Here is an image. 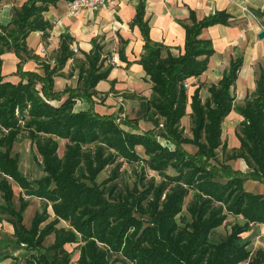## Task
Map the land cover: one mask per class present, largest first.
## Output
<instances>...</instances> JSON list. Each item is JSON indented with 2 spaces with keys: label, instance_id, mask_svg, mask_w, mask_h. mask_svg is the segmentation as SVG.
<instances>
[{
  "label": "trees",
  "instance_id": "obj_1",
  "mask_svg": "<svg viewBox=\"0 0 264 264\" xmlns=\"http://www.w3.org/2000/svg\"><path fill=\"white\" fill-rule=\"evenodd\" d=\"M55 1L25 0L19 7L12 8L10 29L0 23V27L5 28L9 35L0 40V55L5 49H2L3 45L15 53L18 57L15 71L20 76L17 82L4 79L0 56V194L3 197V201L0 200V219L13 224V238L1 237L0 244L11 247L15 242L36 247L42 235L54 231V242L49 246V252L35 258L38 264H67L68 254L63 245L67 241L78 239L72 230L54 226L48 229L39 228L37 221L43 219L46 214L40 217V213L35 214L30 227H24L21 212L26 201L20 198L19 209H14L13 191L4 177L7 174L19 183L25 193L52 201L53 210L62 218L82 213L85 205L91 207L84 211L77 221L73 220L74 226L85 240L81 245L78 264H103L106 261L109 250L96 245L92 240L94 237L106 243L109 248H121V230L130 219L129 215L123 218L121 213L125 211L126 215V212H129L125 210V204L119 201L120 196L117 201H112L102 197V194L96 195L72 175L77 162L84 156L89 164L95 156L98 157L99 164L113 163L116 155L129 161L144 159L150 168L158 170L164 176L158 184L150 178L145 193L155 192L157 195L164 187L163 182L176 183L161 212L155 216L158 225L156 228L165 235L167 242L164 245H169L165 246L169 250L155 244L156 240L152 241L150 233L155 232L154 228L146 237H139L134 244L129 238L124 241L123 251L131 256L136 253L133 258H137L140 264H180V261L184 260L186 251L175 244V238H171L167 229L173 225L168 222L174 211L180 209L189 189L193 190L195 198L189 209L193 215L194 228L199 232L200 238L206 234L209 225L215 223L216 218L224 217V214H221L222 204L215 205L214 201L227 204L228 211L243 214L245 221L264 223V191L253 192L246 190L243 185L246 177L264 182V69L257 78L252 94L239 105L234 103V83L242 61L241 55L230 62L228 70L216 83L207 85L208 95L205 98L202 99L199 93L201 84H198L191 94L184 85L188 77L203 72L213 50L210 39L199 37L201 29L216 22H225L227 14L218 11L197 18L190 11L188 21H182L185 29L184 50L178 55H172L163 44L150 39L147 20L142 17L143 4L137 5L133 22L138 24L144 40L143 52L138 61L151 81L150 95L145 100L140 117L151 118L161 126L157 135L174 143V148H169L157 140L156 135L152 134V129L132 132L115 122L114 116L100 114L93 109L92 96L97 93L95 85L100 79L107 77L113 66L111 63H105L103 45L96 40L92 48L85 53V60L79 64L77 75L81 86L78 92L89 102L86 110H73L74 95L69 93L62 99L60 91L54 89V76L59 74L66 60L73 54L70 48L71 36L68 33L62 34L60 38L53 65L41 62L42 73L23 69V62L27 58L38 59L28 48L26 36L34 30L42 31L43 37L48 35L51 22L44 17L43 12ZM53 99L61 101L55 104L51 102ZM188 104L191 108L190 136L183 133L180 123ZM232 108L243 115L236 130L240 143L237 148L227 153L225 158L228 160L242 157L250 171L243 175L238 170H233L228 163H224L221 166L222 170L225 168L227 175L224 176L226 179H221L220 169L217 172L210 160L216 157L218 147L225 149V143L221 139L222 121ZM158 118H162V121ZM137 121L138 119L123 118L121 123L135 125ZM20 132H24L35 142L47 171L46 176L37 180L38 185L35 187L19 172L17 157L11 154L12 144ZM55 136L67 139L63 156L56 153ZM96 142L98 144H95L94 152L97 155H92L90 148H85V145ZM184 143L194 144L195 151L188 152L183 147ZM136 144L144 146V152L148 154L146 159L141 158L135 151ZM181 162L184 163L182 166ZM168 166L175 167L177 172L166 173ZM186 168L189 170L184 171ZM193 178L196 181H193ZM176 181L186 182L188 185L181 187ZM5 213L9 215L7 219ZM122 218L123 222L118 223ZM246 227L235 224L233 232H239ZM239 239L236 234H230L226 242L217 247L218 257L214 256L216 258L211 264H245L241 261L248 257L249 250L242 248ZM190 246L191 244L186 248L189 249ZM179 259L181 260L178 261ZM263 261L264 250L257 249L248 264H259Z\"/></svg>",
  "mask_w": 264,
  "mask_h": 264
},
{
  "label": "crops",
  "instance_id": "obj_2",
  "mask_svg": "<svg viewBox=\"0 0 264 264\" xmlns=\"http://www.w3.org/2000/svg\"><path fill=\"white\" fill-rule=\"evenodd\" d=\"M24 1L21 0L20 5ZM139 3L143 4L142 17L147 20L150 39L163 44L172 55H178L184 50L185 29L182 21H188L190 11L197 18L218 11L226 13L225 22H216L201 29L199 37L210 39L213 50L203 72L186 79L187 89L191 94L193 89L201 84L199 93L202 99L205 98L208 95L207 85L216 83L228 70L230 62L241 55L242 61L234 83V103L242 104L245 98L252 94L257 78L264 69V37H258V32L264 30V0H107L103 6L94 10L88 8L69 10L67 0H56L43 12L44 17L51 22L48 35L43 37L42 31L34 30L26 36L28 48L38 56V59L27 58L23 62V69L42 73L41 62L53 65L60 38L62 34L68 33L71 36L70 48L76 46L77 51H73L59 74L54 76V88L62 89L66 84L72 86L79 84L77 81L79 64L85 60V53L92 48L94 40L103 45L105 58L110 56L111 49L116 47L117 51L111 62L113 66L107 77L96 83L97 93L92 98L98 100L104 97L103 102L108 109L116 108L120 104L126 107L125 101L137 99L140 102L141 115L145 100L150 95L151 81L138 61L143 52L144 40L133 18ZM16 4L17 1L16 3L5 1L1 4L0 21H9L12 5L14 7ZM2 59L1 69L5 78L13 82L18 81L20 76L15 71L18 57L13 51H7L2 54ZM124 91L128 95L124 96ZM99 106L104 105L94 103L95 109H99ZM87 107L89 102L81 98L75 102L74 109ZM190 111L188 104L180 123L186 115L190 116ZM242 119L243 115L235 108L224 117L221 131V139L225 143L223 150L231 151L239 146L236 130ZM237 158H232L236 159L238 165L235 169L248 173L250 167L245 160L242 157ZM228 160L226 163L231 166ZM242 163L246 168H242ZM247 179L260 182L264 186L263 181ZM7 225L8 221L0 219V238L8 231ZM10 249L9 245L0 244V264H20Z\"/></svg>",
  "mask_w": 264,
  "mask_h": 264
},
{
  "label": "rangeland",
  "instance_id": "obj_3",
  "mask_svg": "<svg viewBox=\"0 0 264 264\" xmlns=\"http://www.w3.org/2000/svg\"><path fill=\"white\" fill-rule=\"evenodd\" d=\"M5 1L15 3L17 1V4L14 5V7H19L21 0H0V6ZM11 10L13 14V9ZM0 23L3 24L6 29L11 28V25H9V21H0ZM5 28L0 27V40H4V38L6 39V37L9 36L6 33L7 31ZM3 43L4 42L2 41V44ZM3 48H5L3 53L12 51L10 49H7L6 45H3L2 49ZM3 53H1L0 55L1 58ZM3 78L6 79L5 74H3ZM37 87H39V84H37ZM80 89V84H75L74 86H72L71 84H66V86H64L62 89L56 90L60 91L62 99L69 93L74 95L73 110H76L74 108L77 99H84V97L80 96L78 92V90ZM123 94L124 96L128 95L125 91L123 92ZM103 100L104 97L98 100L93 99L92 105L95 111L99 112L100 114L107 113L114 116L115 122H118L125 129H128L132 132H141L148 128L152 129V134L156 135V138L159 142L167 145L169 148H174V143L168 141L160 135H157V132L161 130V126H158L156 123H154L153 119L151 118L140 117V102L137 99H135L134 101H125L126 107L120 104L113 109H108ZM60 101L61 99L51 100V102L55 104L59 103ZM95 102L101 103L104 106H99V109H95ZM86 109H88V107L85 109L77 110ZM148 114H150V111L148 112ZM123 118H128L129 120L138 119V121L135 123V125H127L121 123V120ZM158 120L162 121V118H158ZM181 124L183 133L187 136H190L191 116H189V114L186 115ZM55 140L57 141L56 153L58 156H63L67 139L64 137L55 136ZM95 144H98V142L88 143L85 145V148H90L89 151L92 155H97V153L94 152V150H96ZM183 147L188 152H194L196 149V147L190 143H184ZM135 151L139 154V156H141V158L146 159L148 157V154L144 152L143 145L136 144ZM229 152V149L223 150L221 147H218L216 157L210 160L215 165L214 168L215 170H217V172L218 169H220L219 178L221 179H226L225 175H227V173L224 172L226 170L225 168L222 170L221 165L226 163L227 159L225 158V156ZM11 154L16 155L18 170L24 177H26V179L30 180L31 186H37V180H41V177L47 175L41 153L38 151L35 142L32 141L30 137H28L24 132H20L14 140L11 148ZM228 161L231 164L230 167H233V170H238L235 169L238 166L235 162L236 159H230ZM183 164L184 163L181 162V166ZM242 168H246L243 167V163ZM188 170V168L184 169V171ZM238 171L241 172L240 170ZM165 172L168 174H174L177 172V170L173 166H168L166 167ZM241 173L245 175V173ZM72 175L77 178L86 189L94 192L96 195L102 194V197L112 201H117L118 197L120 196L121 199L119 201L125 204V210L130 213L129 214L126 212V215L124 214L125 211L124 213H121V215L123 214V218H126L127 215H129L128 218L130 219L128 223L124 224V227L121 230L120 236L123 242L120 249L109 248L106 243L101 242L95 237L94 239H92L96 245L100 246V248H107L106 250H109V254L106 255V261L103 264H140L137 258H133L136 253H133V255L131 256L123 251L124 241L129 238L130 242L132 241L134 244L139 239V237H146L149 234L148 232L153 228L155 229V232L150 233V236H152V241L156 240L155 244H157L158 246L162 245L164 246V248H166L165 246H169L164 245L167 242L165 241L166 237L161 231L157 230L158 225L157 221L155 220V216H157L161 212L164 204L167 202L168 195L172 193L176 183L165 181L163 182L164 187H162L161 183L160 186L162 187V189L157 195L155 194V192L145 193V187H148L147 184L148 181H150V178H153L155 180V183L158 184L164 176L158 170L150 168L149 164H147L144 159L138 161H129L126 160V158L116 155L114 156L113 163L99 164L98 157L95 156L89 164L84 156V158L82 157L80 161L77 162ZM4 177L6 178L13 191L12 202L14 209H19L20 198H23L24 201H26V205L21 212L22 224L24 225V227L29 228L35 214L40 213L38 217L42 216V214L46 215H44L43 219L37 221V226L39 228L46 227V229H48L54 226L58 229L68 231L72 230L74 232L73 234H75L78 239L75 241L65 242L63 247L66 249V252L68 254L67 264H78V258L81 253V245L85 243V240L82 238V233L76 229L73 222L81 218L82 214H84V211L89 210L91 207L85 205V207L82 208V213H76L75 215H69V217L67 218H62L58 216L53 210L52 201L48 199L47 201H45L43 198L37 195L27 194L14 178L7 174ZM193 181H196V179H194ZM176 182L177 185L181 187L188 185L186 182ZM243 185L246 190H250L253 192L264 191L263 184H261L260 182L249 180L247 179V177L244 179ZM119 191L120 195H118ZM0 200L3 201V197L1 196V194ZM194 200L195 198L193 196V190L189 189L180 204V209L178 211H174L168 222V224L173 225L170 228H168V225L166 227L168 228L167 231L170 234L171 238H175V244L183 251H186L184 252V260H178H181L180 264H211L212 261L216 257H218L217 254H219V248L217 247H220L222 244H224L230 234H236V237L240 238L239 242L243 246L242 248H245V250H249L248 257L241 261L245 264H248L249 261L254 258L257 249L264 250V223L258 221H245L243 214H235L231 211L226 210L227 204L225 205L219 201H214V204H222L221 214H224V217L216 218L215 223H211L209 225L210 227L206 230V234H204L202 238L198 237L199 232L194 228L192 221L193 215L189 209ZM119 201L118 203H120ZM4 216L6 219L9 217V215L6 213L4 214ZM123 218L119 219L118 223L123 222ZM111 220L112 219H110L109 221L111 222ZM83 222L84 219H82L81 223ZM8 223L9 225H7V228L9 229L2 234V237L12 239L13 224L10 221H8ZM235 224H240L241 226L247 227L239 232H233ZM54 236V231H50L49 233L42 235L40 243L37 244L36 247L25 245L24 243L17 244L14 242L11 245L10 250L15 253L16 258L20 261V264H38L37 258H35V256L40 257V254L49 252V246H51V244L54 242ZM160 242L163 244H159ZM190 244V248L187 249L186 247H188ZM166 249L169 250V248ZM29 259L34 260L29 261ZM215 264H218V262H216ZM259 264H264V261Z\"/></svg>",
  "mask_w": 264,
  "mask_h": 264
},
{
  "label": "built area",
  "instance_id": "obj_4",
  "mask_svg": "<svg viewBox=\"0 0 264 264\" xmlns=\"http://www.w3.org/2000/svg\"><path fill=\"white\" fill-rule=\"evenodd\" d=\"M107 0H67V7L69 10H76L78 8H88V9H96L100 6H103ZM73 51H77L76 46L71 47ZM42 49H44L42 47ZM116 47H113L110 51V56L106 58V62L111 63L113 62V56L116 53ZM184 85L187 87L188 82L185 81Z\"/></svg>",
  "mask_w": 264,
  "mask_h": 264
},
{
  "label": "water",
  "instance_id": "obj_5",
  "mask_svg": "<svg viewBox=\"0 0 264 264\" xmlns=\"http://www.w3.org/2000/svg\"><path fill=\"white\" fill-rule=\"evenodd\" d=\"M258 37H264V30H260L259 32H258Z\"/></svg>",
  "mask_w": 264,
  "mask_h": 264
}]
</instances>
